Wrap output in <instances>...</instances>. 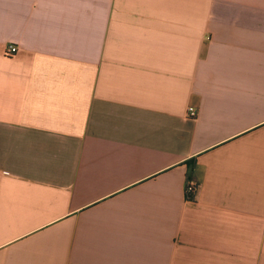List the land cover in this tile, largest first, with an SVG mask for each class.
<instances>
[{
    "label": "crops",
    "instance_id": "1",
    "mask_svg": "<svg viewBox=\"0 0 264 264\" xmlns=\"http://www.w3.org/2000/svg\"><path fill=\"white\" fill-rule=\"evenodd\" d=\"M0 264H264V0H0Z\"/></svg>",
    "mask_w": 264,
    "mask_h": 264
},
{
    "label": "built area",
    "instance_id": "2",
    "mask_svg": "<svg viewBox=\"0 0 264 264\" xmlns=\"http://www.w3.org/2000/svg\"><path fill=\"white\" fill-rule=\"evenodd\" d=\"M18 51H19V48L17 46L10 45L6 49V54L11 56V55L17 53ZM187 113H188V116L193 118V117L197 116L198 111L194 107H189ZM193 191H194V185L193 184H190L189 186H187L186 193L188 196H190L193 193Z\"/></svg>",
    "mask_w": 264,
    "mask_h": 264
}]
</instances>
